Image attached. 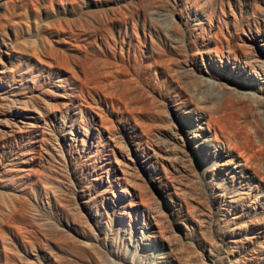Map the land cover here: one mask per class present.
Returning <instances> with one entry per match:
<instances>
[{
  "label": "rangeland",
  "instance_id": "374dc122",
  "mask_svg": "<svg viewBox=\"0 0 264 264\" xmlns=\"http://www.w3.org/2000/svg\"><path fill=\"white\" fill-rule=\"evenodd\" d=\"M263 44L264 0H0V264H264L257 108L202 71Z\"/></svg>",
  "mask_w": 264,
  "mask_h": 264
},
{
  "label": "bare ground",
  "instance_id": "6f19581e",
  "mask_svg": "<svg viewBox=\"0 0 264 264\" xmlns=\"http://www.w3.org/2000/svg\"><path fill=\"white\" fill-rule=\"evenodd\" d=\"M163 22L165 23V25L166 24L168 25L169 23L168 21H163ZM263 47H264V44H263ZM255 60L256 62H251V61L247 62L248 66L251 67V69L254 72L252 73V76L246 74V71H238L237 73H233V72L229 73L228 70L225 69V66H223L222 68L224 71L221 69L219 73H215L211 70V69L215 70L216 68L215 64H213L212 62L210 64L205 63L206 64V65L204 64L205 69H203L202 71L209 74V77L205 76V81L209 84V89L214 91V93L217 94V96L231 94V95H235L238 99H242V98L247 99L251 103L256 105V108H257L256 119H254V122H252L254 123V126L253 127L250 126L251 127L250 129L252 130L254 128L253 129L254 131L252 130L253 131L252 133L253 134L255 133V136H257L258 134L264 133V58L262 60L259 57H257ZM239 69L240 68H238V70ZM214 75H217L218 77H214ZM225 86L227 87L226 89L223 88ZM205 103H207L205 102V100H201L200 104L197 107V108L202 109L200 111H202V113L204 114L206 112L207 113L209 112L208 110L205 109L206 107ZM252 116H255V115L252 114ZM228 164L231 165L232 169H237V168L242 167L241 164L239 165L237 161L235 162L233 160L229 161L227 165ZM241 189H244V188H241ZM241 189L238 188L236 190H233L231 193L229 192L226 198L230 200H234L235 196L238 197L241 194H244L241 191Z\"/></svg>",
  "mask_w": 264,
  "mask_h": 264
}]
</instances>
